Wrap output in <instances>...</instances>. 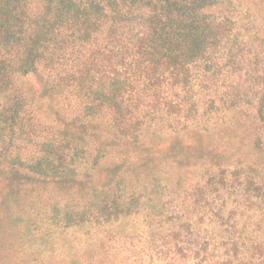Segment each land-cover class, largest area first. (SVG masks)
<instances>
[{
	"label": "trees",
	"instance_id": "obj_1",
	"mask_svg": "<svg viewBox=\"0 0 264 264\" xmlns=\"http://www.w3.org/2000/svg\"><path fill=\"white\" fill-rule=\"evenodd\" d=\"M41 173L78 190L59 233L264 264V0H0V185Z\"/></svg>",
	"mask_w": 264,
	"mask_h": 264
},
{
	"label": "rangeland",
	"instance_id": "obj_2",
	"mask_svg": "<svg viewBox=\"0 0 264 264\" xmlns=\"http://www.w3.org/2000/svg\"><path fill=\"white\" fill-rule=\"evenodd\" d=\"M31 81L35 84L34 79ZM56 105L46 109L43 116L58 131L63 124H58V100ZM23 179L17 184L20 188L16 184L0 185V264H154L151 257L159 251L155 248L175 243L173 236L166 238L170 231L164 224L160 233L157 226L155 232L143 233L132 225L117 231L100 225L73 226L59 233L58 212L77 196V187L69 190L68 184L59 185L58 174L41 173ZM178 238L184 250L189 247L185 241L195 239ZM183 254L190 256L186 251Z\"/></svg>",
	"mask_w": 264,
	"mask_h": 264
}]
</instances>
